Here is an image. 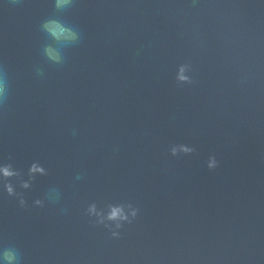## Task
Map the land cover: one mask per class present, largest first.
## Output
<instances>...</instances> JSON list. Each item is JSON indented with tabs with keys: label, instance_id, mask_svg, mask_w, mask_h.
Wrapping results in <instances>:
<instances>
[{
	"label": "clouds",
	"instance_id": "clouds-1",
	"mask_svg": "<svg viewBox=\"0 0 264 264\" xmlns=\"http://www.w3.org/2000/svg\"><path fill=\"white\" fill-rule=\"evenodd\" d=\"M13 2L15 3L16 0H13ZM74 3L75 0H53V15L44 19L40 24V30L53 41V43L44 45L42 54L48 62L57 66H62L66 62L64 50L77 45L82 39L79 29L61 18L64 12L73 7ZM35 71L37 76H44L42 68L37 67ZM192 71L193 67L189 62L181 63L178 66V72L175 75L177 87L192 86L197 83L193 75L186 74ZM246 80L247 77H242L240 82L243 83ZM9 97V75L6 69L0 67V109L6 108ZM170 152L173 157H177L181 153L190 155L195 152V148L180 144L172 146ZM9 160H11V157H9ZM217 166L218 161L213 155L209 158L207 167L212 170ZM37 174L41 176L48 175V170L37 161L30 164L26 174L14 167L11 162L0 164V182H3L7 196L16 198L20 208H26L28 205L24 193L16 191L17 183L19 188L29 189L35 182ZM25 175L27 179H24ZM81 178V175L77 174L76 179L80 180ZM60 196L59 189L53 187L47 191L43 199H35L33 205L43 208L46 201L58 204ZM61 211H65V209H61ZM139 212L140 209L131 202L107 203L103 207H98L96 202H91L84 209V215L89 218V223L93 226H102L113 240L122 238L125 226L132 225L136 221ZM0 261L3 264H23L22 253L15 244L9 243L0 248Z\"/></svg>",
	"mask_w": 264,
	"mask_h": 264
}]
</instances>
